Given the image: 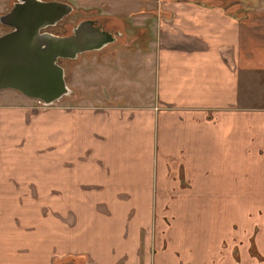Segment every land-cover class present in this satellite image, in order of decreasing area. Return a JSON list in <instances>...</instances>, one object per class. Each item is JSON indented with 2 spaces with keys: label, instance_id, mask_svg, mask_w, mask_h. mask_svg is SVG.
Listing matches in <instances>:
<instances>
[{
  "label": "crops",
  "instance_id": "crops-1",
  "mask_svg": "<svg viewBox=\"0 0 264 264\" xmlns=\"http://www.w3.org/2000/svg\"><path fill=\"white\" fill-rule=\"evenodd\" d=\"M242 4L234 5L236 11L217 0L141 4L146 44L140 52L151 64L150 86L142 89L141 103L55 100L40 106V100L20 91L0 96V264H60L67 254L83 253L72 249L53 257L54 249L30 250L36 239L29 235L31 222L41 215L29 194L31 185L41 194L37 199L59 200L56 204L77 199L83 228L104 222L109 234L115 214L112 219L99 215L101 204L114 212V201L125 194L127 202L119 211L133 220L134 200L146 199L140 212L146 217L138 213L121 238L113 235L126 250L117 257L126 264H184L180 253L165 254L167 244L161 239L155 242L151 236L142 243L141 237L149 200L158 181L168 177L169 161L184 172L189 168V177L202 183L187 187L194 198L224 200L225 219L240 218L247 210L241 221L255 228L254 239L264 247V0ZM10 96L17 100L3 99ZM21 146L35 153L18 156L15 150ZM9 168H15L12 174ZM38 168L45 174H36ZM172 178L177 181V172ZM57 209L52 214L62 223L73 219V211L66 208L62 217ZM194 245L197 255L192 250L187 254L191 264H229L234 253L233 246L228 250L225 245L226 254L209 263V247ZM117 260L88 257L87 262ZM248 260L244 264L254 261Z\"/></svg>",
  "mask_w": 264,
  "mask_h": 264
},
{
  "label": "rangeland",
  "instance_id": "rangeland-1",
  "mask_svg": "<svg viewBox=\"0 0 264 264\" xmlns=\"http://www.w3.org/2000/svg\"><path fill=\"white\" fill-rule=\"evenodd\" d=\"M68 1L73 4L74 11L56 27L59 31L66 29L70 23L83 16L102 14L119 24V33L123 36L120 41L102 51L81 53L76 58L69 60L60 59L58 63L64 68V77L69 92L56 102L68 101L72 105L100 101L117 104L141 103L142 89L145 92L149 88L148 85L150 86L148 74L151 65L147 63L146 55L140 52L141 45L146 44L145 39L141 38L142 25L140 22L143 12L141 4L146 8V4L151 5L153 0ZM217 1H220L230 11H236L235 4L243 5V0ZM12 2L13 0H1L0 8L7 11ZM149 19L152 18L149 17ZM2 28L4 31L9 30V27L3 24ZM132 36L136 37L132 38ZM14 90L16 89H0V96L7 92L19 93V91ZM3 99L6 101L17 100L15 96L4 97ZM38 104L49 106L51 103L42 102ZM15 153L26 159V157L30 158V155L35 151L32 149L27 151L25 147L21 146L15 150ZM41 155L44 156L46 153H41ZM108 157L110 158L109 154ZM169 164L168 177L162 182L161 180L158 181L154 188L157 193H153V198L149 200L151 211L148 220L143 224L142 243L145 239L155 236V242L161 239L162 244H167L165 254L169 252L180 253L181 258L185 260L184 264H191V261H188L189 255H187L190 250L193 251L194 256L197 255V248L194 245L196 242H204L209 247L208 254L205 256L209 263L215 262L216 257L221 254H226L225 245L228 246V250L233 246L234 253L230 255V259L228 258L229 264H244L246 258H249V262H252L251 259H253L252 264H258L260 260H263L264 247H260L254 239L255 228L250 229L241 221L246 216L247 210L246 214L240 218L233 215L225 219L223 213L225 209L224 200L219 197L194 198L193 192L188 191L187 187L194 186L195 182L197 186L202 185V183L189 177V168L184 172L181 166L175 168L174 162L169 161ZM14 170L15 168H9L8 174H12ZM41 170L38 168L36 174L44 175V170ZM176 172L177 181H173L172 176ZM29 194L34 198L41 214L36 218V221L31 222L33 230L29 232V235L33 238L36 236V239L30 250L43 252L54 249L57 252L53 257L63 256L67 251L73 249L92 257L94 261L95 258L102 260L111 256H116L117 260L119 259L117 255H121L126 250L122 251L120 241H116L113 235L117 239L121 238L126 225L127 227L132 226V221L135 222L138 213L141 218L146 217L145 214L140 213L143 211L142 208L146 204V199L134 200L136 205L131 211L133 216V220H131L119 211V208L125 205H121V203L127 202L124 199L125 194L118 195V199L114 201L116 205L114 212L108 207L106 208L104 204L99 206V215L110 216L112 219V215L115 214L111 230L113 234H109L108 225L104 222L102 225L97 223L94 227L93 224H90L83 228L78 220L80 216L78 215L77 199L65 198L59 204H56V201L59 200L37 199L38 195L41 194L37 192L34 185H31ZM53 207H58V213L62 217L65 216L66 208L71 212L73 211L75 216L73 214V219L68 223H62L59 216L58 218L53 216ZM248 213L253 214V208ZM33 238L31 242L34 240ZM97 241H100V244L95 246ZM123 241L126 242L127 238L125 237ZM140 250L143 256V244L140 246ZM156 251L157 248L153 251L155 256H157ZM130 253L127 251L126 254ZM101 254L103 255L101 256ZM116 264H126L125 258L117 260Z\"/></svg>",
  "mask_w": 264,
  "mask_h": 264
},
{
  "label": "water",
  "instance_id": "water-1",
  "mask_svg": "<svg viewBox=\"0 0 264 264\" xmlns=\"http://www.w3.org/2000/svg\"><path fill=\"white\" fill-rule=\"evenodd\" d=\"M70 10V5L55 1L17 0L0 14V23L9 27L0 34V89H16L45 104L69 92L58 59H74L114 39L89 21L75 26L69 35L41 31Z\"/></svg>",
  "mask_w": 264,
  "mask_h": 264
},
{
  "label": "flooded vegetation",
  "instance_id": "flooded-vegetation-1",
  "mask_svg": "<svg viewBox=\"0 0 264 264\" xmlns=\"http://www.w3.org/2000/svg\"><path fill=\"white\" fill-rule=\"evenodd\" d=\"M17 0H13L12 5L14 4V2H16ZM44 1H55V2H60V3H64L66 5H70L71 6V10L70 12H68L67 14H64L59 20H57L54 24L51 25H47L46 27H44L43 29H41V31H48L52 34L55 35H69L73 32V28L75 26H77L78 24H81L83 22L89 21L90 25L95 27L97 30H99L100 32L103 33H108L111 36L114 37L112 42L106 43L105 45H103L101 48L99 49H92V50H86L83 51L81 53H88V52H95V51H102L103 49L107 48L108 46L118 42L121 40L122 38V34L119 33V24L117 22H114L112 19H110L107 16H104L102 14L99 15H87V16H83L82 18H78L75 21H73V23H70L69 26L62 30L59 31L58 29H56V27H58V25L66 18L68 17L70 14L73 13L74 11V6L71 2H69L68 0H44ZM11 5V6H12ZM6 12V11H5ZM80 53V54H81ZM60 59H67L69 60V58H59L58 61ZM42 102V101H41ZM88 261V256H86L83 253H79V254H67L64 258L59 260L60 264L63 263H68V264H90Z\"/></svg>",
  "mask_w": 264,
  "mask_h": 264
}]
</instances>
